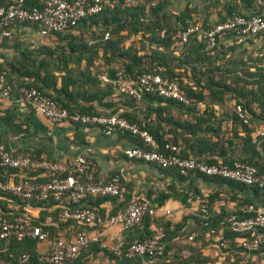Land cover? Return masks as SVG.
I'll list each match as a JSON object with an SVG mask.
<instances>
[{"label": "crops", "instance_id": "obj_1", "mask_svg": "<svg viewBox=\"0 0 264 264\" xmlns=\"http://www.w3.org/2000/svg\"><path fill=\"white\" fill-rule=\"evenodd\" d=\"M167 1L169 3L168 11L172 15H179L189 9L192 10L191 17L194 20H207L208 23H214L224 17L226 11L223 6L229 3V0ZM255 11H261L264 14V1L257 2ZM242 13L250 14L254 11L243 10ZM10 38V41L6 42L0 37V70L7 72L12 90L9 99L0 98V144L12 153L33 155L65 165L76 157L83 156L96 167V182L105 183L117 177L122 188L120 197L89 198L85 203L86 206L95 209L101 215L116 214L125 210L133 199L142 198L157 209L155 220H163L171 225H177L183 218H187L185 227L177 235L165 239L161 251L152 259H111L99 248L97 249L96 245H92L83 250L75 261L67 264H165L166 262L170 263L169 258L177 256V247L184 244L193 245L201 253V256L210 259L214 264H222L226 260L233 262L236 258L240 259V264H264V246L254 254H238L236 237L233 238L230 234H226L228 232H224L226 228L224 225L228 224L230 219L247 214L245 209L248 205H253L264 211V190L233 187L226 183L195 176L180 182L174 176L160 171L155 165L127 160L123 153L136 146L133 138L121 133L106 137L97 127L77 126L72 122L57 125L50 123L19 101L20 85L32 81L19 77L21 69L22 72L25 71L21 66L24 61L21 62L20 53L41 50L43 47L53 48L51 44L54 43L40 37L33 27L26 25L15 27ZM87 41L92 43L90 37ZM233 45L232 37L228 36L222 39L218 44V57L228 58L232 54L228 49ZM174 52L178 56L180 48H174ZM85 65L84 60L80 62L78 68L72 65L76 70L74 74L80 75ZM185 68L189 75V66ZM116 69V65L107 63L99 52L88 71L91 77L97 79V84L84 85V88L79 90V96L78 94L76 96L88 97L94 93L97 95L92 101L79 98L78 104L81 108L91 109L97 114H107L114 110L122 111L134 116L139 121H146L150 126H155L157 123L153 110L162 108L164 110L161 119L172 117L175 121L188 122L189 125L197 126V133H191L186 126L179 128L178 126L173 127L171 124H161V127L175 129L176 133L171 131L170 134L182 147V153L186 157H194L208 162L241 159L257 164L258 168L264 171L263 148L246 151L233 145L240 142L242 137L240 128L237 127L234 131L232 128L230 118L233 103H225L220 106L209 105L205 102V104L197 106L195 114H191L187 110L177 108L165 101H158L142 95L141 100L129 107L127 101L119 99L118 94L110 87L115 78ZM177 71L183 72L184 67ZM57 86L60 87V79H58ZM47 92L54 95L52 91ZM77 106L74 108L78 109ZM206 106L211 108L206 111ZM7 117H10V121L6 120ZM198 119L200 120L198 121ZM202 119L208 120L207 124L213 127L212 132L199 130L203 127ZM215 145L217 148H214ZM222 148L225 153H221ZM34 174L33 171H11L6 172L3 177L5 181L16 182L22 177H33ZM210 199L213 200L210 202V208L207 207L205 212L202 211L200 203L203 201L206 203ZM220 201L225 203L224 207L218 205ZM58 208V205L53 204L47 209L31 207L23 210L19 205L15 207L11 204V200L0 197V214L7 211H10L9 215L24 213L32 223L60 227L58 236L62 238L68 239L79 230L86 233H98L103 239L114 237L126 242L140 241L146 236L143 225L130 231H125L120 225L106 230L99 227H77L71 223L58 225L53 221L54 213ZM166 210L170 211L169 216L164 215ZM195 235H200V237L193 243ZM188 256L189 251L185 250L181 256L177 257L181 260Z\"/></svg>", "mask_w": 264, "mask_h": 264}, {"label": "built area", "instance_id": "obj_2", "mask_svg": "<svg viewBox=\"0 0 264 264\" xmlns=\"http://www.w3.org/2000/svg\"><path fill=\"white\" fill-rule=\"evenodd\" d=\"M29 0H11L6 5H0V37L10 38L13 29L20 25L36 27V32L42 38L50 34H62L71 30L86 17L95 16L111 8V0H38L37 5H28ZM138 0H124V5L132 6ZM105 34V39L108 38ZM232 37L236 43H245L255 39L261 45L259 58L264 62V14L235 15L224 22L216 23L209 28L199 24L187 27L180 33V42L195 41L205 45L209 51L218 46L219 42ZM119 95L139 99L142 95L157 96L178 104L188 105L185 91L172 80H165L158 74L145 73L136 80L117 72L111 82ZM11 87L5 73H0V98L9 99ZM19 101L22 105L36 112L52 124L64 122L77 123L80 126L97 127L103 135L110 137L121 133L130 135L141 143L124 151V157L129 161L154 164L162 169H174L180 175H201L232 181L246 187H256L264 190V174L254 166L235 162L231 165L219 163L209 165L197 162L191 157L182 156V147L172 141L173 136L166 134L165 142L159 144L145 129L129 122L121 113L109 115H71L59 102L46 96L36 88H20ZM234 114L243 124H249V118L241 105H235ZM253 143L264 142V129L253 136ZM0 168L14 171H33V177H22L18 182L0 180V193L13 195L23 201V210L31 208V201H51L61 210L58 221L69 222L77 227H99L102 230L120 225L125 231L140 226L145 216H156L157 209L149 201L133 199L125 210L113 215H101L95 209L85 205L87 198H117L121 196L122 188L119 179L114 177L109 182H96V167L83 156L76 157L67 165L45 158H32L19 153H12L0 145ZM44 181H39V180ZM66 201V205L63 202ZM224 207L225 203L218 204ZM201 210L207 206L200 203ZM246 218L230 219L229 230L237 239L239 253L254 254L264 246V211L248 205ZM170 211H164L169 216ZM151 233L140 241L126 242L123 239L108 237L103 239L100 234L76 231L71 237L52 238L48 232L42 231L30 222L24 213L13 220L0 215V241L14 238L18 242L34 239L37 242L36 259L39 264H65L75 261L83 250L91 245L117 259L153 258L162 249L166 237L161 226L151 225ZM191 240V239H190ZM29 255L20 258L27 262ZM165 264H168L167 262Z\"/></svg>", "mask_w": 264, "mask_h": 264}, {"label": "trees", "instance_id": "obj_3", "mask_svg": "<svg viewBox=\"0 0 264 264\" xmlns=\"http://www.w3.org/2000/svg\"><path fill=\"white\" fill-rule=\"evenodd\" d=\"M66 1L70 2L71 0ZM258 1L264 0H229V3L223 6L224 11H226L224 17L219 18L214 23H208L207 20H194L191 17L192 10L189 9L179 15H172L168 11L169 3L167 0H138L132 6L124 5V0H111V8H104L102 13L86 17L65 33L50 34L45 38L55 44L54 48L43 47L41 50L20 53L22 58L21 62L24 61L21 66H23L25 71L22 72L21 69L20 73V70L18 69L20 73L19 77L25 78L26 80H32L31 82L23 83L20 86L21 88L33 87L38 89L46 96L59 102L71 115H109L121 113V115L129 122L147 130L159 144L165 142L167 133H176L174 128L171 130L164 126L161 127L162 123L166 125L171 124L173 127L178 126L179 128H184L186 126L190 129H188V131L191 133H197V126L189 125L188 122L181 123L175 121L172 117L161 119L160 117L164 110H162V108L153 110L156 114L157 120L155 126H150L146 121H139L134 116L118 110H114L107 114H97L92 112L91 109L84 107L81 108L78 104L80 101L79 98H82L85 101H92L96 98V93L91 94L88 97H84L83 95L77 97L76 95L78 94L79 96V90L84 88V85L90 86L97 84V79L91 77L90 74H88V71L92 62L98 57L100 52L102 58L105 59L107 63H113L116 65V73L120 71L126 77L133 80H136L139 76L145 73H151L158 74L165 80L177 82L185 91L186 99L189 102L188 105L178 104L152 95H146V97L158 101H165L177 108L187 110L191 114H195L197 106L199 104H205V102L209 105L213 104L222 106L227 103L225 97L229 94H233L232 97H234L235 102L233 103V110L230 119L233 131L236 130L237 127L240 128L242 131V137L240 138V142H238L239 144H231L238 148L245 149L246 151H256L258 148L264 149V142L259 144L252 142L253 136L261 129H264V62L263 59L258 56L259 52L262 50L261 45H257L255 39H250L245 43L240 44L234 41V47H230L231 49L229 50L250 51V53L254 54V59H251L253 62L252 67H247L245 70L241 69L242 73L237 75V71L234 68V66L237 65L236 63H228L226 64V67L220 65L222 58L218 57V46L207 51L205 50V45L199 44L194 40L188 41L187 43H181L179 37L180 33L189 26L199 24L204 28H209L216 23L224 22L225 20L232 18L235 15H246L245 13H242L243 10L248 12L254 11L255 14H261V11H255V6ZM9 2L0 0V5H6ZM37 2L38 0H29L27 1V4L35 6L37 5ZM26 26L33 27L36 30V27L34 26ZM79 29H83L90 34L92 40L91 44L88 43V41L85 42L79 40L76 36L72 35L73 30ZM105 34L109 35L107 39H105ZM136 36H139L140 47H134L132 44L128 46L125 45L127 40ZM2 39L8 42L11 38ZM177 47L180 48V54L178 56H176L174 52V48ZM82 60L86 62L84 70L80 75H75L74 73L76 70L70 65H75L76 68H78ZM186 66H189V75L186 73ZM182 67H184L183 72L177 71ZM0 73H5L6 80L9 83L7 72L5 70H0ZM58 79H60V87L57 86ZM110 87H112V85H110ZM111 89L118 94L114 87ZM47 91H52L54 95H51ZM85 93L88 94L86 91ZM118 96L119 99L126 100L129 107L133 106L135 102L141 100V97L136 99L126 95L118 94ZM76 105H78V109L74 108ZM235 105H241L246 111L249 118L248 125H243L235 116ZM210 108L211 107L206 106L205 110L207 111ZM6 120L10 121V117H7ZM199 120L200 119H198V121ZM201 122L203 127L199 128L200 131L212 132L213 127L210 124H207L208 120L202 119ZM75 124L80 126L77 123ZM126 136L133 138L136 146L141 145L138 139L127 134ZM172 141L178 144L174 138H172ZM214 148H217V146L215 145ZM221 153H225L223 148ZM21 155L31 156L32 158L38 159V157L33 155ZM182 156L186 157L183 153ZM191 158L195 159L197 162L209 165H217L219 163L231 165L235 162L244 163L256 167L260 173L264 174V171H262L261 168H258L257 164L246 160L231 159L228 161L208 162L194 157ZM156 167L165 174L174 176L180 182H184L188 177L195 176L226 183L233 187H246L232 181L209 178L198 174H191L188 177H184L174 169H162L158 166ZM11 171L13 172L14 170H4L0 168V180L3 181V175L6 172ZM248 188L258 190L256 187ZM0 197L11 200V204L15 207L19 205L20 209H22V206L25 204L13 195L0 193ZM89 198H87V200ZM212 201V199L209 201L207 200V207L210 208V202ZM63 204L66 205V201H64ZM29 205L32 208L37 207L47 209L50 208L53 203L51 201H31ZM60 210V207L56 209L53 220L54 223L56 222L58 225H61L58 221ZM9 213L10 211H7L0 215L8 220H13V218L19 216V214L9 215ZM248 216L249 214L247 213L233 218L241 219ZM155 217L156 216L144 217L140 226L143 225L146 234L145 237L149 236L151 233V225L163 227L166 235L165 239L177 235V233L185 227L187 220L185 217L177 225H171V223L167 221L155 220ZM32 224L38 226L42 231L48 232L50 237H58L60 227L56 228L54 225H43L39 223ZM71 224L74 225L73 223ZM229 224L230 220L228 221V224L224 225V227H226L224 232H228L226 234H230L235 238V235L229 230ZM188 234L190 235L191 233ZM211 235H213L212 232ZM145 237H143V239ZM198 237H200V235H195L192 242L195 243V241L198 240ZM96 246L98 249L99 246ZM181 246L184 248L180 249V252H177V256H181V253L185 250L189 251V256L182 258L181 260L178 259L177 256H174L169 258L170 263L168 264H214L210 259L201 256V253L198 249L194 248L193 245L184 244ZM36 248L37 242L34 239H25L22 242H18L14 238L0 241V264H39L36 259ZM103 253L111 259H117L106 252ZM25 254L29 255V259L27 262L22 263L20 258ZM238 254L241 253L238 252ZM222 264H240V259L236 258L233 262L226 260Z\"/></svg>", "mask_w": 264, "mask_h": 264}, {"label": "rangeland", "instance_id": "obj_4", "mask_svg": "<svg viewBox=\"0 0 264 264\" xmlns=\"http://www.w3.org/2000/svg\"><path fill=\"white\" fill-rule=\"evenodd\" d=\"M72 35L76 36L79 40H82L85 42L90 37V34L83 29L82 30L81 29L75 30V32H73ZM130 44L134 45V47H140L139 36L131 37L129 40H127L125 42L126 46H128ZM51 45H53V48L55 47V44H51ZM231 47H234V46H231ZM228 51H229V49H228ZM231 53L232 54L228 58H222L221 59V61H220L221 66L226 67V64H228V63H232V62L236 63L237 65H235L234 68L237 71V75H240L242 73L241 69L245 70L247 67H252L253 62L251 59H254L253 53H250V51L248 52V51H238V50H235V51L231 50ZM242 67H244V68H242ZM184 82H185V80H184ZM232 95L229 94L225 97L227 103H234L235 102V99H234V97H232ZM232 110H233V105H232ZM177 248H179L177 250V252H180L181 251L180 249H183L184 247L180 245Z\"/></svg>", "mask_w": 264, "mask_h": 264}]
</instances>
